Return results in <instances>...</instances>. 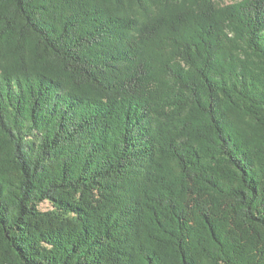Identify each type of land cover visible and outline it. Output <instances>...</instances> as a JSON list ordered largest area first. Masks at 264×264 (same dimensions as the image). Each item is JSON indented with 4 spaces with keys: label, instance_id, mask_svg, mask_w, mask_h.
<instances>
[{
    "label": "trees",
    "instance_id": "1",
    "mask_svg": "<svg viewBox=\"0 0 264 264\" xmlns=\"http://www.w3.org/2000/svg\"><path fill=\"white\" fill-rule=\"evenodd\" d=\"M136 3L0 0V264H264V0Z\"/></svg>",
    "mask_w": 264,
    "mask_h": 264
},
{
    "label": "rangeland",
    "instance_id": "2",
    "mask_svg": "<svg viewBox=\"0 0 264 264\" xmlns=\"http://www.w3.org/2000/svg\"><path fill=\"white\" fill-rule=\"evenodd\" d=\"M204 0H137V5L133 4V10H136V14L139 20L144 21L151 19L154 15L160 16L159 18H169L171 11L177 13V10H186L189 7L201 4ZM213 4L220 7H226L234 2L240 0H211ZM130 8V9H131ZM166 13L165 16H161ZM232 35V34H231ZM42 209L51 208L50 203L44 202L41 204Z\"/></svg>",
    "mask_w": 264,
    "mask_h": 264
}]
</instances>
